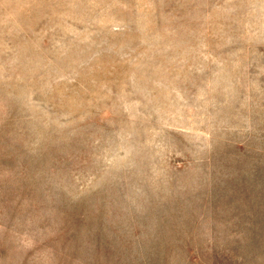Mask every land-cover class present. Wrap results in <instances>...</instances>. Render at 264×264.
<instances>
[{
	"label": "rangeland",
	"instance_id": "374dc122",
	"mask_svg": "<svg viewBox=\"0 0 264 264\" xmlns=\"http://www.w3.org/2000/svg\"><path fill=\"white\" fill-rule=\"evenodd\" d=\"M0 264H264V0H0Z\"/></svg>",
	"mask_w": 264,
	"mask_h": 264
}]
</instances>
